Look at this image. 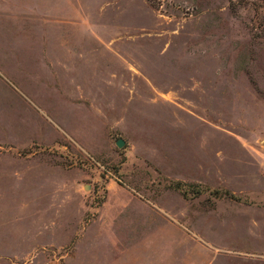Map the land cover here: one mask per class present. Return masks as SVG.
Segmentation results:
<instances>
[{
    "label": "rangeland",
    "instance_id": "rangeland-1",
    "mask_svg": "<svg viewBox=\"0 0 264 264\" xmlns=\"http://www.w3.org/2000/svg\"><path fill=\"white\" fill-rule=\"evenodd\" d=\"M202 220L264 264V1L0 0V264H171Z\"/></svg>",
    "mask_w": 264,
    "mask_h": 264
},
{
    "label": "crops",
    "instance_id": "crops-1",
    "mask_svg": "<svg viewBox=\"0 0 264 264\" xmlns=\"http://www.w3.org/2000/svg\"><path fill=\"white\" fill-rule=\"evenodd\" d=\"M197 224L187 223L184 224L183 229L178 228L177 234H173L171 230V238H175L173 247L175 251L172 252L171 264H206L209 260L208 253L210 250H220L222 248L223 234L216 233V220L202 222ZM188 236L195 237L197 244L205 245L204 252L193 243H188ZM177 241V242H176ZM175 252V253H174ZM258 260H264V257Z\"/></svg>",
    "mask_w": 264,
    "mask_h": 264
},
{
    "label": "water",
    "instance_id": "water-1",
    "mask_svg": "<svg viewBox=\"0 0 264 264\" xmlns=\"http://www.w3.org/2000/svg\"><path fill=\"white\" fill-rule=\"evenodd\" d=\"M122 144H123V141H122L120 138H118V139L115 141V145H116L117 147H120Z\"/></svg>",
    "mask_w": 264,
    "mask_h": 264
},
{
    "label": "trees",
    "instance_id": "trees-1",
    "mask_svg": "<svg viewBox=\"0 0 264 264\" xmlns=\"http://www.w3.org/2000/svg\"><path fill=\"white\" fill-rule=\"evenodd\" d=\"M258 1H264V0H258ZM256 7H259V6L256 4Z\"/></svg>",
    "mask_w": 264,
    "mask_h": 264
}]
</instances>
